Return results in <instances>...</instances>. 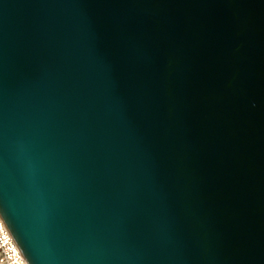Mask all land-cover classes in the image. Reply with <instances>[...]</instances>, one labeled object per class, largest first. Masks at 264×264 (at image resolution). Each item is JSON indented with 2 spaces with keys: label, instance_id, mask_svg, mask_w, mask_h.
Instances as JSON below:
<instances>
[{
  "label": "water",
  "instance_id": "95a60500",
  "mask_svg": "<svg viewBox=\"0 0 264 264\" xmlns=\"http://www.w3.org/2000/svg\"><path fill=\"white\" fill-rule=\"evenodd\" d=\"M0 216L28 264H264V0H0Z\"/></svg>",
  "mask_w": 264,
  "mask_h": 264
},
{
  "label": "built area",
  "instance_id": "2783aa9c",
  "mask_svg": "<svg viewBox=\"0 0 264 264\" xmlns=\"http://www.w3.org/2000/svg\"><path fill=\"white\" fill-rule=\"evenodd\" d=\"M0 264H28L22 250L0 216Z\"/></svg>",
  "mask_w": 264,
  "mask_h": 264
}]
</instances>
